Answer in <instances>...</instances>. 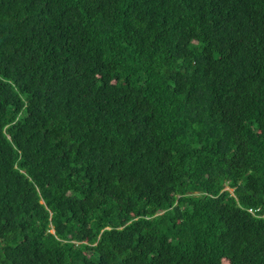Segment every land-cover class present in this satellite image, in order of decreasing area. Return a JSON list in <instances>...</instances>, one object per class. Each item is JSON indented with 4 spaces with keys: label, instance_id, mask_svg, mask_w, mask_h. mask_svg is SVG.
Masks as SVG:
<instances>
[{
    "label": "trees",
    "instance_id": "1",
    "mask_svg": "<svg viewBox=\"0 0 264 264\" xmlns=\"http://www.w3.org/2000/svg\"><path fill=\"white\" fill-rule=\"evenodd\" d=\"M0 264H264V0H0Z\"/></svg>",
    "mask_w": 264,
    "mask_h": 264
},
{
    "label": "bare ground",
    "instance_id": "2",
    "mask_svg": "<svg viewBox=\"0 0 264 264\" xmlns=\"http://www.w3.org/2000/svg\"><path fill=\"white\" fill-rule=\"evenodd\" d=\"M250 35H251V34H250ZM238 45H239V44H238ZM258 69H259V68H258ZM258 74H259V73H258ZM258 74H257V75H258ZM251 87H252V86H251ZM256 88H257V87H256ZM235 181H236V179H235ZM238 189H239V188H238ZM245 211H246V210H245ZM250 214H251V213H250ZM228 260H229V259H228Z\"/></svg>",
    "mask_w": 264,
    "mask_h": 264
},
{
    "label": "rangeland",
    "instance_id": "3",
    "mask_svg": "<svg viewBox=\"0 0 264 264\" xmlns=\"http://www.w3.org/2000/svg\"><path fill=\"white\" fill-rule=\"evenodd\" d=\"M230 192H232V189H229Z\"/></svg>",
    "mask_w": 264,
    "mask_h": 264
}]
</instances>
